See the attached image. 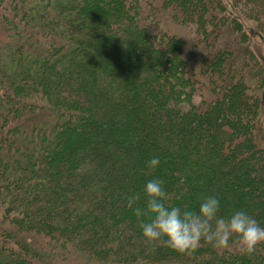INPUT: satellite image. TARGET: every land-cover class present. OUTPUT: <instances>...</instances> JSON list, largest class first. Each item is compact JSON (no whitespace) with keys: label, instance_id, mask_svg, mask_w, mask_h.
<instances>
[{"label":"trees","instance_id":"trees-1","mask_svg":"<svg viewBox=\"0 0 264 264\" xmlns=\"http://www.w3.org/2000/svg\"><path fill=\"white\" fill-rule=\"evenodd\" d=\"M158 1L0 0V264H264V242L188 254L148 243L125 207L133 194L142 207L143 185L158 178L169 206L195 209L214 195L218 215L244 210L264 226V148L254 139L264 76L252 86L244 63L215 82L242 61L241 10L256 21L264 0ZM168 13L202 38L208 13L219 43L234 45L202 59L199 74L220 87L214 98L193 101L203 88L182 44L159 32Z\"/></svg>","mask_w":264,"mask_h":264},{"label":"clouds","instance_id":"clouds-1","mask_svg":"<svg viewBox=\"0 0 264 264\" xmlns=\"http://www.w3.org/2000/svg\"><path fill=\"white\" fill-rule=\"evenodd\" d=\"M147 167L159 165V157L153 156ZM144 205L137 204L135 194L128 197L125 207L138 221L141 237L148 243L159 242L178 252L191 253L202 243L224 250L233 238L239 241L242 253H251L255 246L264 242V226L244 210H235L227 217L218 215L219 199L208 195L195 209L169 206L165 203L166 192L158 178L147 180L143 185Z\"/></svg>","mask_w":264,"mask_h":264},{"label":"rangeland","instance_id":"rangeland-1","mask_svg":"<svg viewBox=\"0 0 264 264\" xmlns=\"http://www.w3.org/2000/svg\"><path fill=\"white\" fill-rule=\"evenodd\" d=\"M127 1L132 2L133 0H127ZM141 1L144 7H146L145 5L148 4V2L156 3L157 5L159 4L158 0H141ZM222 1L226 5L225 1L227 0H222ZM238 2L240 5H242L241 1H238ZM241 7H243V9L245 10V7L247 6L242 5ZM241 7H240V10H241ZM0 12H1V9H0ZM241 14L243 16L240 18L242 22L241 23L242 29L245 31L247 35V40H246L247 42L246 44H244V47H243V44H240L242 45V48L240 49V51H243L241 55L242 61L240 63V66L236 67L233 70L234 71L233 74L231 73L229 75L230 77H227L226 74L223 73L224 78L219 79V77H217V79H215V82L217 83L218 86L228 81V79L230 80L233 77L238 76L239 73H241L242 71V67L244 63L245 64L249 63V65L251 66V69L252 68L253 70L255 69L254 71L255 74L253 78L249 77L248 75L249 73H246L248 75V79L249 80L251 79V82L249 81L248 83L249 84L251 83L252 86H255V84L260 82L259 80L260 78H262V74L264 76V14L258 15V20L256 21L254 20L247 21V19H245L246 13L243 10H241ZM165 17H166V20H164V18L159 17L160 23L162 24L161 27L159 28L160 29L159 32L165 31L169 33L170 35L175 36V38L178 40L179 43L181 42L182 47H181L180 56L186 63L187 68L189 70L190 68L192 69V72L194 73L193 80L195 82V85L203 88V91L200 92L199 94H198L199 91L197 90L192 91L193 95H195V97L193 98V101L197 103L199 102V100H201V98H205V95L207 94H209L210 97L214 98L215 95H217L220 87L215 85L214 89L211 90V87L208 84L207 78L205 76L202 77L201 74H199L200 72L199 69L202 65V59H206L210 57L216 50H219V49L227 50L229 53L231 52L233 53L235 50L234 45H232L229 42L224 43V44L219 43L218 39L220 38L219 36L220 31L216 32L217 30L214 27L213 28L211 26L209 27V23L211 22L210 20L212 19V17L208 13L204 16V19H203V24H205V29H206L205 35H203L204 36L203 38L199 36L200 34L199 27L197 29L196 27L194 28L193 26H190V25L181 24L179 20H177L175 17L172 16V13H170V15L169 13L166 14ZM222 37H224V34L221 35V38ZM7 47H8L7 39L5 38L4 34H0L1 51L3 52L6 51ZM245 51H246V54L244 55ZM250 53L252 54L251 57L252 56L254 57L252 59L260 64V66L262 67V70L259 67L252 64L253 61L251 58H249L250 60H248L247 55ZM225 56L230 57L231 54H226ZM192 61L194 62L193 64L194 67L191 65ZM219 63L217 61L216 66ZM189 76L191 77V75ZM211 93H212V96H211ZM260 93L262 94L261 95L262 107L260 109V114L257 119L258 121L256 122V127L254 130V136H255L254 139L257 145L264 148V83H263ZM209 104H211V101L209 102ZM185 108H187V106H185ZM241 112H239V115H241ZM243 114L244 113L242 112V115ZM74 263L75 262L72 260L67 261V264H74Z\"/></svg>","mask_w":264,"mask_h":264},{"label":"bare ground","instance_id":"bare-ground-1","mask_svg":"<svg viewBox=\"0 0 264 264\" xmlns=\"http://www.w3.org/2000/svg\"><path fill=\"white\" fill-rule=\"evenodd\" d=\"M220 51H221V50L216 51V52L213 54V56L210 58L209 61H212V60L218 58L219 55H221V53H222V52H220ZM236 84H237V83H235V84H233V85L228 84V86L223 90V96L227 95V94H228L227 92H229L234 86H236ZM228 88H229V89H228ZM227 89H228V90H227Z\"/></svg>","mask_w":264,"mask_h":264}]
</instances>
